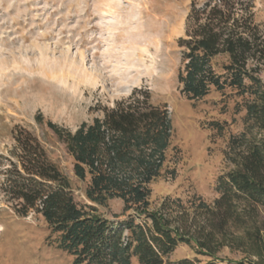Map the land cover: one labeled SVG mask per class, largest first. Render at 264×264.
<instances>
[{
	"label": "trees",
	"instance_id": "trees-1",
	"mask_svg": "<svg viewBox=\"0 0 264 264\" xmlns=\"http://www.w3.org/2000/svg\"><path fill=\"white\" fill-rule=\"evenodd\" d=\"M178 81L191 100L213 90H238L245 101V128L231 137L228 154L235 169L217 179L218 197L188 202L167 197L151 209L150 184L161 175L171 144L173 119L154 104L144 86L133 88L101 115L76 130L45 123L74 157L75 175L87 181L84 203L75 199L69 176L33 131L17 126L14 144L0 155V194L19 215L31 212L48 225V239L71 256L72 264H199L170 261L180 244L213 257L231 228L258 236L264 209V29L255 0H191ZM44 123L42 114L36 117ZM124 202L123 220L109 219L99 206ZM253 233V234H252ZM205 264H218L213 257Z\"/></svg>",
	"mask_w": 264,
	"mask_h": 264
},
{
	"label": "rangeland",
	"instance_id": "rangeland-1",
	"mask_svg": "<svg viewBox=\"0 0 264 264\" xmlns=\"http://www.w3.org/2000/svg\"><path fill=\"white\" fill-rule=\"evenodd\" d=\"M191 0H0V155L23 126L42 139L47 152L70 178L75 199L84 203L87 181L73 169L74 157L46 125L52 120L76 130L101 115L133 88L144 86L154 104L166 105L173 119L171 144L161 175L150 184L151 209L167 197L188 202L218 197L220 175L236 165L229 159L231 137L245 128V101L238 90H213L191 100L178 81L183 57L178 39L185 33ZM264 29V0H255ZM264 84V66L260 73ZM42 114L43 122L36 119ZM124 202L113 199L99 210L123 220ZM260 237L231 228L217 249L218 264H264V209ZM253 234V233H252ZM42 216L18 215L0 194V264H72L48 236ZM213 257L194 244H180L168 257ZM132 264H139L133 259Z\"/></svg>",
	"mask_w": 264,
	"mask_h": 264
}]
</instances>
